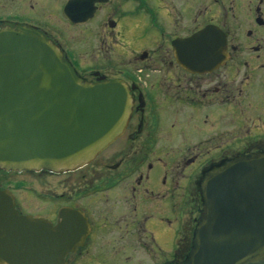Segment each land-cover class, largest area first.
Here are the masks:
<instances>
[{
  "label": "flooded vegetation",
  "instance_id": "obj_1",
  "mask_svg": "<svg viewBox=\"0 0 264 264\" xmlns=\"http://www.w3.org/2000/svg\"><path fill=\"white\" fill-rule=\"evenodd\" d=\"M69 1L0 0V31L36 30L82 82L124 84L129 123L88 164L29 172L59 178L44 214L22 213L4 186L15 172L0 169V191L54 227L83 215L87 236L63 264H187L206 174L264 154V0H90L78 22ZM207 29L220 34L208 48L188 42Z\"/></svg>",
  "mask_w": 264,
  "mask_h": 264
},
{
  "label": "water",
  "instance_id": "obj_2",
  "mask_svg": "<svg viewBox=\"0 0 264 264\" xmlns=\"http://www.w3.org/2000/svg\"><path fill=\"white\" fill-rule=\"evenodd\" d=\"M88 1L70 0L66 17L74 22ZM216 34L207 29L188 42L206 46ZM131 112L124 84L82 82L40 32L0 31L1 170L57 173L88 164L121 137ZM202 191L204 209L187 264L263 263L264 154L225 162L206 174ZM62 213L59 227L22 216L14 195L0 191V264H63L83 244L88 224L79 212Z\"/></svg>",
  "mask_w": 264,
  "mask_h": 264
},
{
  "label": "rangeland",
  "instance_id": "obj_3",
  "mask_svg": "<svg viewBox=\"0 0 264 264\" xmlns=\"http://www.w3.org/2000/svg\"><path fill=\"white\" fill-rule=\"evenodd\" d=\"M66 0H61L64 5ZM126 6L133 5L130 0H125ZM5 178V177H4ZM8 183L15 189V196L23 205L21 209L23 214L32 215L34 217L44 214V209L47 207L49 200L43 201V196H51L54 194L55 185L59 181L57 177H51L40 173H11L5 178Z\"/></svg>",
  "mask_w": 264,
  "mask_h": 264
}]
</instances>
